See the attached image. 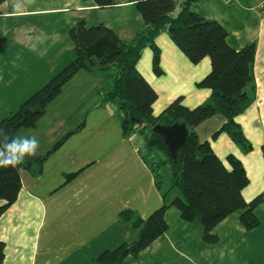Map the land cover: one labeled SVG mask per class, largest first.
Returning a JSON list of instances; mask_svg holds the SVG:
<instances>
[{
	"label": "crops",
	"instance_id": "crops-1",
	"mask_svg": "<svg viewBox=\"0 0 264 264\" xmlns=\"http://www.w3.org/2000/svg\"><path fill=\"white\" fill-rule=\"evenodd\" d=\"M176 1L181 4L185 0ZM114 2L112 8L120 12L122 18L114 24L116 27L112 22L103 20V15H97L106 9L99 8L92 1L7 0L1 4L0 42L5 34H10L15 52L5 55L0 45V86H4V80L9 79L13 84L16 80L30 78L25 70L19 72L17 65L38 69L39 78H30L33 85L63 70L74 58V45L70 43L69 32L80 20H85L89 27L101 21V24L113 29L124 43H132L144 29V23H140L144 21L130 0ZM193 10L221 24L229 33V43L233 48L240 50L252 43L256 45V99L237 118L253 150L246 153L226 133L213 138L218 130L209 131L206 122H211L210 127L220 125L218 127L221 128L224 118L218 119L219 115L197 128L200 139L209 141L221 160L226 161L229 155L241 160L249 178L243 195L250 202L264 191V0H234L230 4H225L223 0H200L193 5ZM129 14L139 21L140 30L125 27ZM57 23L58 26L55 25ZM157 44L162 53L163 74H154L150 48L144 50L137 65L139 72L159 95L153 107L154 114L162 113L178 96L184 97V104L189 108L204 104L211 90L199 88L197 84L211 71L210 59L205 58L199 64L191 63L165 32L160 34ZM56 58L61 59L53 60ZM21 59L22 63L18 64ZM156 106L159 107V114L155 111ZM105 108L104 105L99 108L93 118L114 121L115 113L107 112ZM119 122L115 120L113 129L119 127L121 134L105 150L104 147L93 148L86 155L80 152L62 155L64 147L83 134L89 126L86 123L82 130L51 155L42 175L33 177L22 171L19 196L0 218V242L6 244L3 264H100L97 259L101 253L130 243L132 231L128 224L119 222L121 211L132 210L146 218L164 204L166 199L156 185L153 172L141 158L144 138L139 133L125 138ZM203 130L202 136L200 132ZM83 168L77 178L64 184L65 175ZM259 210L260 213L264 211V204L256 211L261 225L253 231H247L241 225L240 212L229 216L215 229L219 241L212 247L213 264H264V215L261 216ZM192 230L185 223L183 233L170 235L167 231L159 238V243L155 244L156 240L143 253L152 252V247L159 245V261L164 259L162 264H170L171 259H178L176 256L186 257L191 254L192 248L201 244L203 226L195 227V236ZM206 255L202 256L203 264H211L206 261ZM141 258L129 257L125 264L147 263L148 260Z\"/></svg>",
	"mask_w": 264,
	"mask_h": 264
},
{
	"label": "trees",
	"instance_id": "trees-1",
	"mask_svg": "<svg viewBox=\"0 0 264 264\" xmlns=\"http://www.w3.org/2000/svg\"><path fill=\"white\" fill-rule=\"evenodd\" d=\"M6 1L0 0V5ZM84 1H92L101 9L115 5L114 0ZM130 1L145 25L132 43H124L113 29L103 24L89 27L85 20H80L69 32L74 45L73 60L34 92L16 112L0 121V137L16 136L22 129L35 128L48 106L61 95L63 88L76 74L81 71H102L112 82L110 88L101 92L103 102L117 105L124 137L139 133L144 138L145 153L142 151L141 156L153 173L164 164H171L172 187L179 190V195L169 205L165 201L148 218L132 210L121 211L119 220L138 229L139 237L130 244L125 243L113 251L101 253L97 259L100 264H125L129 256L137 258L167 232L169 225L165 215L171 207H176L186 222L198 220L203 226V240L215 243L219 240L215 229L234 213H241L240 222L245 229L259 227L261 220L256 209L264 204V192L251 202L245 200L243 191L249 185V178L241 160L234 155H229L226 161L221 160L211 143L202 141L197 133L200 125L220 115L224 123L213 138L226 133L245 151L253 148L237 118L256 99L255 43L240 50L233 48L229 43V33L221 24L193 10V5L200 0H185L181 4L176 0ZM177 11L179 14L174 18ZM166 27L171 40L191 63L199 64L205 58L210 59L211 71L197 87L211 90V95L204 104L195 108L186 106L184 97L180 96L162 113L155 115L153 107L159 95L139 72L137 65L144 50L150 48L153 52V72L156 76L163 74L162 53L157 39ZM177 123L187 126L189 136L175 157L163 138L153 132V128ZM85 125L84 121L68 132L46 154L26 158V162L15 169H0V218L19 196L22 171H27L33 177L42 175L51 155ZM154 153L163 154L165 158L158 167L153 165L157 160ZM262 153L264 156V146ZM83 170L65 175L64 184L73 181ZM154 177L159 188L157 175ZM5 250L6 244L0 242V264L5 261Z\"/></svg>",
	"mask_w": 264,
	"mask_h": 264
},
{
	"label": "rangeland",
	"instance_id": "rangeland-1",
	"mask_svg": "<svg viewBox=\"0 0 264 264\" xmlns=\"http://www.w3.org/2000/svg\"><path fill=\"white\" fill-rule=\"evenodd\" d=\"M132 11H135V10L132 9ZM135 13H138V12H135ZM100 14L104 16L103 20L107 22H112L111 24L113 25L122 19L120 17V12H118L116 9H113V8L102 10L98 12L97 15H100ZM126 20H128V22H126L127 25L125 27H129L135 30L137 29L140 30L139 29L141 28L140 23H144V22L139 23V21L137 22L136 19L134 18V15H130V14L126 16ZM100 22L101 21H98V23H95V25L101 24ZM55 25L58 26V23ZM114 26L116 27V25ZM118 28L119 27L117 26V29ZM163 32H165L167 34V38L169 37V39L171 40L169 32H168V27H166L163 30ZM9 35L10 34H5L4 38L1 40L2 42H0V45H2V49L5 52L4 53L5 55L10 53L11 51L15 52V50L12 49V42L10 40ZM2 49L0 48V51H2ZM57 59L60 60L61 58H56L53 60H57ZM5 61L8 62L6 59ZM22 61L23 60L21 59V61L18 64H21ZM17 68L19 72H22L24 70L28 72V75L31 79H35V77L39 78V75H41L40 72L37 71L38 69L36 68L31 69L28 65H21L19 67L17 65ZM26 68H28V70H26ZM29 73H32V74H29ZM8 76L9 75L5 76V79H7ZM10 76L12 77V75ZM52 77L44 81H40L39 83L34 84V85L30 84V78L22 79L20 81L16 80L13 84L11 83L12 81L9 79L4 80V86H0V121L3 120L4 118L11 116L12 113L16 112L18 108L21 106V104H23L32 94H34V92H36L41 87H43ZM7 82H9L10 84L9 85L6 84ZM111 86H112L111 80L108 79V77L106 76V73L102 71H96L94 73H88L86 71L79 72L78 74H76L74 79L71 80V82L66 87H64L61 95L57 97L48 106L45 115L39 121L37 126L31 129H22L21 131H19L17 135L35 136L37 140L39 141V145H40L37 151V154L38 155L42 153L44 154L48 152V150L52 148V146H54V144H56L63 137V134H67L71 130H75L76 127H78L80 124H82L85 121L89 126L86 128L83 134L74 138L68 145L64 147L63 149L64 152L62 153V155L67 156L70 153L77 154L79 152L84 153L86 155L93 148H103L104 147V150H105V147H107L108 144H110V142H114L115 137L121 134L120 133L121 129L119 127L117 130L113 129V123H115V120L117 122L120 121L118 118L119 116L118 107L115 103H112V102L104 103L103 96L101 94L103 90L110 88ZM178 97H176L174 100H176ZM103 105L106 106L105 109L107 112L112 111L113 113H115L116 118H114V121L106 122L102 120H95L93 118V115L96 113V111L99 108H101ZM155 111L158 112L159 114V107L156 106ZM217 118L223 119V117L220 115ZM213 119H216V118H213ZM206 125L209 131L220 129L219 128L220 125H218L219 127L218 126L210 127L211 122H206ZM116 132H119V133L116 134ZM203 132L204 130L200 132L202 136L204 134ZM202 141H205V140H202ZM242 150L244 151V148H242ZM252 150L253 148L250 151H246V153H250ZM144 153L145 151H143V154ZM154 154L157 156V160L156 159L154 160L155 163H153V165L158 167L160 162L164 160L165 158L163 157L164 156L163 154H158V153H154ZM154 173H153L154 176L157 175V181H159V190L162 193V197H165L164 199H166V204L169 205L179 195V190L172 187L173 170H172L171 164L170 163L164 164L163 166L158 168V171H155ZM168 210H167L168 212H166L165 218L169 225V228L167 231L170 235L174 233H177V234L183 233L185 223L191 226V228H193L194 230L196 226L201 225V223L198 220H196L193 223L182 220L180 216V212L176 207H171ZM260 210H259V214L263 216L264 211L260 213ZM120 221L121 220H119V222ZM121 223H124V222L121 221ZM127 227H129L130 231H132L131 237L129 239L130 243H132L139 237V230L134 228L130 224H128ZM194 230H192L193 236L196 235ZM253 230H247V231H253ZM164 234L161 237H163ZM159 238L157 239V242L155 244L159 243ZM179 239L177 241H179ZM202 239H203V233L201 235V244H198V246L192 248L191 254L186 255V257L181 256V255L176 256L178 259L174 261L171 259L173 263H171L170 261V264H181L180 261L183 264H198V263L203 264L204 263V261L202 260L203 254L204 255L207 254L205 257L206 261L213 264L212 263V247L216 246L215 244H217L219 240L215 243H208L203 240L205 242L204 243ZM116 246L111 247V248L114 249L116 248ZM152 249H153L152 252L151 250L148 251L147 253H143L145 250L142 251L138 255V257L139 256L142 257L140 260L142 259L148 260L147 263H144V264H162L164 259L159 261V245L153 246ZM261 249L259 250L260 252H261ZM262 251L264 253V247ZM209 253L210 255H208ZM129 257L130 259H133L132 256H129ZM187 258H189L192 261H189V259ZM128 263L129 262H127L126 264Z\"/></svg>",
	"mask_w": 264,
	"mask_h": 264
},
{
	"label": "clouds",
	"instance_id": "clouds-1",
	"mask_svg": "<svg viewBox=\"0 0 264 264\" xmlns=\"http://www.w3.org/2000/svg\"><path fill=\"white\" fill-rule=\"evenodd\" d=\"M0 169L17 168L26 162V158L34 157L39 149V141L35 136H3L0 137Z\"/></svg>",
	"mask_w": 264,
	"mask_h": 264
},
{
	"label": "water",
	"instance_id": "water-1",
	"mask_svg": "<svg viewBox=\"0 0 264 264\" xmlns=\"http://www.w3.org/2000/svg\"><path fill=\"white\" fill-rule=\"evenodd\" d=\"M179 12L175 13L177 18ZM153 132L160 135L170 152L176 157V152L186 143L189 136V130L185 124H174L173 126L157 125L153 128Z\"/></svg>",
	"mask_w": 264,
	"mask_h": 264
},
{
	"label": "built area",
	"instance_id": "built-area-1",
	"mask_svg": "<svg viewBox=\"0 0 264 264\" xmlns=\"http://www.w3.org/2000/svg\"><path fill=\"white\" fill-rule=\"evenodd\" d=\"M234 0H223V2L225 3V4H230V3H232Z\"/></svg>",
	"mask_w": 264,
	"mask_h": 264
}]
</instances>
